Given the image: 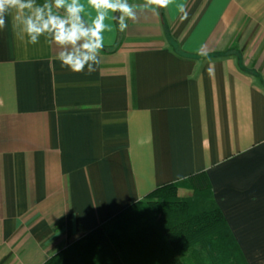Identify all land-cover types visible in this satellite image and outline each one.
Instances as JSON below:
<instances>
[{
  "label": "crops",
  "instance_id": "1",
  "mask_svg": "<svg viewBox=\"0 0 264 264\" xmlns=\"http://www.w3.org/2000/svg\"><path fill=\"white\" fill-rule=\"evenodd\" d=\"M137 15L105 32L91 74L18 40L11 17L0 30V264H44L199 172L247 264H264V0Z\"/></svg>",
  "mask_w": 264,
  "mask_h": 264
},
{
  "label": "trees",
  "instance_id": "2",
  "mask_svg": "<svg viewBox=\"0 0 264 264\" xmlns=\"http://www.w3.org/2000/svg\"><path fill=\"white\" fill-rule=\"evenodd\" d=\"M184 191V192H183ZM44 264H247L206 175L160 186Z\"/></svg>",
  "mask_w": 264,
  "mask_h": 264
},
{
  "label": "clouds",
  "instance_id": "3",
  "mask_svg": "<svg viewBox=\"0 0 264 264\" xmlns=\"http://www.w3.org/2000/svg\"><path fill=\"white\" fill-rule=\"evenodd\" d=\"M171 3L172 0H143L141 4L129 0H44L38 4L36 0H0V30L11 17L18 40L35 45L44 37L58 49L56 59L62 68L91 74L101 63L105 32L116 26L124 32L128 21L138 19L139 11L158 15ZM200 54L206 55L202 50Z\"/></svg>",
  "mask_w": 264,
  "mask_h": 264
}]
</instances>
